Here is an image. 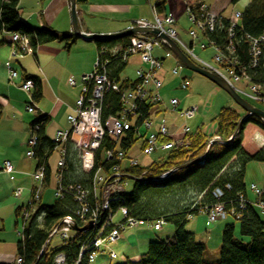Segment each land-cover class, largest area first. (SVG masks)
I'll return each mask as SVG.
<instances>
[{
	"label": "trees",
	"instance_id": "1",
	"mask_svg": "<svg viewBox=\"0 0 264 264\" xmlns=\"http://www.w3.org/2000/svg\"><path fill=\"white\" fill-rule=\"evenodd\" d=\"M18 1L0 0V32L18 31L25 34L29 38L34 57L36 56L35 50L40 45L59 41L62 42L63 49L69 50L75 43L77 37L69 32H59L46 25L40 28L27 25L19 16ZM236 1L231 0L232 3ZM164 3L163 0L157 5L158 12L164 10ZM240 12L241 15L236 20L234 29L233 40L236 47L234 55L240 63L246 66V72L250 76L251 82L263 86L264 51L256 67H247L248 56L244 37L246 34L252 37L262 34L264 30V0H249ZM228 21V18L223 16L222 29L228 24ZM222 36L223 33L217 35L218 44L224 42ZM127 41L128 37L93 41L96 51L99 52L101 48L107 50V56L106 54L105 56L110 61L107 66V75L110 79L120 82L121 87L128 84L125 79L120 77L126 67V62L119 57H111V54L115 52L118 55ZM8 46L10 52V45L8 44ZM11 59L13 57L8 55L6 61L9 60L12 66ZM25 79L31 80L33 84L28 94L25 111L31 104L34 108L31 113H35V102L40 99L41 85L37 77L24 75L23 80ZM1 106L0 102V108ZM151 107L152 105L146 101L142 103V114L137 119V123L149 116ZM119 111L118 94L114 91H107L102 101V117L116 116ZM241 116V112L231 106L219 108L213 122L215 123L214 135L218 136L220 141L212 142L207 151L211 136L207 137L200 132L201 129L196 128L185 134L182 141L183 146L166 151L162 162H153L146 167L136 165L124 168L125 174L136 178V180L133 181L129 193L111 203L112 210L124 206L128 217L149 224L162 220L173 226V232L171 236L164 239L155 238L149 241L146 250L140 253L137 260L126 258L124 262L118 264H264V222L260 216L261 213L251 204L247 203L244 209L239 211L241 215L238 219L230 217L231 222L224 224L221 230L218 257L215 261H210L206 257V245L197 241L194 233L186 229L190 217L200 215L205 207L216 201L212 194L214 188L222 190V201H232V205L237 208L238 196L246 194L244 184L246 164L251 161L264 162V146L253 153H248L242 145L245 125L251 123L264 130V122L250 115L238 127ZM47 123L48 116L34 114L28 126V132L36 137V144L32 148V158L36 161V167L44 163L46 168L40 199L33 200L32 208L29 209V215L25 219L21 217L23 237L18 236L17 254L23 256L24 264H54L53 256L57 253H63L66 256L67 264L72 263V259L77 256L79 247L94 236L92 230L76 232L67 241H62L57 246L50 247L49 243L47 249L40 254L42 245L48 241L47 239L60 220L72 214L77 207L70 194H65L61 199H55L52 204L41 202L42 191L50 182V169L47 161L54 150H57L56 147L59 144L54 138L46 136ZM232 135L234 136L230 141H227ZM137 139L133 127H130L125 130V135L121 137L118 146L128 154V150ZM26 144L28 149V143L26 142ZM109 145L108 140L102 144L106 147ZM65 149L64 182L79 183L85 189H89L93 174L98 164L100 165L102 162H96L92 171H85L81 168V160L70 139L67 140ZM200 157H202L201 160L197 162L179 167ZM103 166L107 169L108 163H104ZM171 169L175 170L167 176L157 179ZM226 185H229V188H226ZM261 199L264 201V194ZM28 207V204H20L14 208V214L17 217L23 209ZM203 216L205 217V215ZM235 223L239 236L246 238V241L234 238ZM96 258L97 256L94 260ZM81 260L79 264H89L94 261H87L86 255ZM0 264L10 263L0 262Z\"/></svg>",
	"mask_w": 264,
	"mask_h": 264
},
{
	"label": "built area",
	"instance_id": "2",
	"mask_svg": "<svg viewBox=\"0 0 264 264\" xmlns=\"http://www.w3.org/2000/svg\"><path fill=\"white\" fill-rule=\"evenodd\" d=\"M161 1L163 0H152L150 2L151 19L134 20L130 27L141 26L157 29L174 41L196 66L219 76L241 97L254 104H260L264 109V96L261 94V88L264 85L261 86L251 82L250 76L246 72V66L240 63L234 55L236 47L233 39L236 21L228 19V24L222 29L223 16L220 12L213 10L203 0H181L184 12L190 22V27L185 32L188 41L185 42L175 30L176 21L173 16L165 12V5H163L164 10L162 12L157 11V5ZM240 15V11L234 12L235 19H238ZM7 33L9 34L10 57L21 56L23 53L32 55V47L29 38L25 34L18 31ZM221 33H223L224 42L218 44V39L216 38ZM244 39L248 56L247 67H256L264 51V30L257 37L246 34ZM164 45V41L158 36L141 32L129 36L127 44L120 50L118 55L115 52L111 54V57H119L126 62V65L129 64L131 57L136 58L132 60L135 61L132 63L136 65L134 70L135 78L133 80L126 77L123 78L128 83L124 87H121L120 82L108 77L106 65L110 61L106 57L107 50L104 48H101L99 52L97 51L91 71L81 74L78 79L70 77L67 81L69 87L77 89V94L74 105L66 114L69 128L67 130H56L55 132L56 136L54 139L59 144L56 147L58 159L55 170L54 196L56 199H61L65 194H70L77 207L72 214L63 217L52 232L58 236L60 241H65L69 238L68 233H70V227L73 224L80 226L91 221V230L94 236L85 244L93 241L95 247L97 246V251L89 256L90 261L94 260L96 254L103 250H106L111 258L115 257V251L111 248V244L121 238L125 229L142 223L149 224L148 222L128 217L124 206H119L114 211L111 208L112 202L119 200L122 196L129 193L132 188L133 180L123 175L124 168L137 165L136 159L126 154V151L118 146L121 137L125 135V130L133 127L135 135L141 139L139 150H142V154L149 155L157 150L165 151L176 147L175 142L167 138L170 134V129L159 112L157 113L156 121L151 119V114L149 113L148 117H144L137 123V119L142 114L141 109L144 101L152 106L160 101L157 90L162 86L163 82L158 75V71L163 65V60L173 58L171 73L175 76L180 73L181 63ZM196 48L200 50L212 49L214 51L211 57L213 63L198 57L195 53ZM156 50L159 53L161 52L160 54L158 53L160 56L154 54ZM5 67L8 80L11 82L17 76V71L11 66L9 60L6 61ZM238 81L244 82L245 89L233 85V82ZM187 85V81L182 77L178 87L186 89ZM32 86V81L28 79L23 80L18 85L20 89L28 94ZM107 91H114L118 94L120 111L116 116L108 115L103 118L102 101ZM178 104V99H169L172 113L185 120L194 117L196 112L195 105L179 108ZM26 109L30 113L34 111L31 104ZM132 120L134 121L133 124H131ZM141 126L144 127V131L140 129ZM188 132H190V129L187 126H183L182 133ZM69 139L72 141L74 150L78 154L82 165L89 171L95 168V159L97 157L101 159L102 164H98L89 189H85L79 183L64 182L65 144ZM105 140H108L110 144L107 147L102 146ZM27 143L26 156L32 158V148L36 144L34 134L29 133ZM87 156H90V159ZM87 159H89V163H86ZM122 161H125L126 165L123 166ZM104 163H108L107 169L103 166ZM45 168V164L42 163L37 166L32 174L36 185L30 188V198L25 203L29 207L21 211L20 215L23 219L29 215L33 200L37 201L40 199ZM0 169L6 173L14 171L11 162L7 159L4 160ZM123 176H125V179ZM164 176L165 173L161 175V177ZM226 188H229V185H226ZM22 192V187H16L13 194L15 197H20ZM212 194L216 201L200 212L205 215L208 224L227 217L238 219L241 215L238 209H244L247 203L254 206L260 213L264 212V201L261 199L264 190L255 187L253 184L248 187L245 195L240 194L238 196L236 200L238 202L237 208L232 205V201L221 200L223 192L220 188H214ZM117 211L122 215V220L115 223L113 222V217ZM162 224V220H157L149 225L159 230ZM18 236L23 237L22 229L18 232ZM81 257L78 256V260L71 264H79ZM54 263L67 264L66 256L63 253H57L54 257ZM12 264H24L23 256L17 255Z\"/></svg>",
	"mask_w": 264,
	"mask_h": 264
},
{
	"label": "rangeland",
	"instance_id": "3",
	"mask_svg": "<svg viewBox=\"0 0 264 264\" xmlns=\"http://www.w3.org/2000/svg\"><path fill=\"white\" fill-rule=\"evenodd\" d=\"M150 1L152 2V0ZM248 1L249 0H237L235 3H232L231 0H203V2L213 10L217 12L221 10L222 15L232 21L237 20L234 17V12L242 11ZM164 5L165 12L173 16L176 21L175 30L180 38L187 42L188 37L185 32L190 27V22L187 14L184 12L182 1L165 0ZM8 40L9 34L4 31L0 32V102L2 105L0 108V166L4 160L8 159L14 169V172L11 174L5 173L2 170L0 171V262L2 263L13 262L17 255L18 232L22 229V218L20 214L16 217L14 208L20 204H25L29 200L30 188L36 184L32 176L36 169V161L34 158H29L25 154L27 150L26 142L29 138V123L33 119L34 114L37 116H48L45 134L51 139L55 138L56 130L68 129L69 124L66 119V114L74 105L76 94L71 90V87L67 85V79L70 77L78 79L80 75H76V72L82 68L88 67L89 69L86 72L91 71L94 59L97 55L94 42L82 38H77L69 50L63 49V44L59 41L44 44L38 49L37 56H35L36 60L33 54L30 55L27 53H23L22 56L19 55L11 59L13 62L12 66L17 70L18 75L12 83H9L5 67V61L9 55ZM89 42L92 44L91 49L85 46H77L78 43L84 44ZM155 53H159V51L156 50ZM195 53L205 61L213 63L211 57L214 51L212 49L206 48L205 50H200L196 48ZM135 59L136 58L133 57L129 59V64L126 65L120 75L121 78L126 77L131 80L135 78L134 70L136 65L132 63L135 62L132 61ZM172 61L173 58H166L162 65L163 68L169 70L172 67ZM57 68H59V73H57ZM51 69L56 72L53 73ZM24 75L37 77L41 85L40 99L38 102H35V113H28L25 111L28 93L18 87ZM165 77L166 82L162 83V86L157 90L160 101L158 104L151 107L150 116L152 120L156 121V110L161 107L162 109L159 114L163 115L162 117L166 120L167 126H173L170 130L175 133L174 138L179 139L176 141L182 143L185 135H181V129L186 124L191 126V123L190 121L172 114L170 111L169 99L175 98L180 100L181 96L186 93H188V96L194 94L202 99L199 104V113L193 121L195 124L193 125V130L199 128L201 129L200 132L205 135L206 132L215 130L213 118L221 106H237L218 86L208 81L205 77L184 67L180 68L178 76L175 77L169 73V75ZM182 77H185L188 82L189 89L186 91L178 87ZM209 85H213L212 88H209ZM233 85L245 89L243 81L233 82ZM218 95L224 97L225 100L223 103L218 99ZM227 102L230 103V105ZM255 104L261 106L258 103ZM133 122L132 120L131 124H133ZM140 129L144 131V127L141 126ZM177 131L179 132L177 133ZM245 131L246 140L243 147L246 152L253 153L264 145V130L258 128L254 130V125L246 124L243 132ZM258 132L259 134L257 135L259 136H253L254 133ZM169 136H172L171 132ZM140 144L141 139L138 138L128 150V155L136 159L137 165L146 167L153 162H162L164 160L165 151L157 150L149 155H145L142 154L141 149L139 150ZM57 159L58 152L54 150L47 161L50 169V182L42 191L41 202L44 204H52L56 199L54 196V187L56 183L55 169ZM122 165H126V162L122 161ZM247 165L244 176L246 190L251 184L264 190V187H259L264 181V162L251 161L248 162ZM81 168L88 171V169L82 165V162ZM125 173L126 172L123 171V175L127 176ZM125 176H123L124 179ZM127 178L131 179L134 177L127 176ZM138 179L141 180L140 178ZM17 186L24 188L20 197H14L13 194V189ZM260 216L264 221V212L261 213ZM120 220H122V215L117 211L113 217V222L118 223ZM228 222H231L230 217L223 220H216L208 224L201 214L192 216L188 219L186 229L194 233V237L197 241L203 242L206 245V257L210 261H215L217 259L218 248L221 242V230L218 231L214 226L221 224V228H223L224 224ZM172 232L173 226L164 222L160 230L150 228L147 223L132 228L129 227L123 231L121 239L111 245L117 257L109 259L106 254L100 253L97 258L89 264H118L124 262L126 258L135 261L139 258L140 253L146 250L149 241L155 238L164 239L171 236ZM234 238L246 241V238L239 236L236 223ZM60 243L61 241L58 236L55 235L50 241V247L57 246Z\"/></svg>",
	"mask_w": 264,
	"mask_h": 264
},
{
	"label": "crops",
	"instance_id": "4",
	"mask_svg": "<svg viewBox=\"0 0 264 264\" xmlns=\"http://www.w3.org/2000/svg\"><path fill=\"white\" fill-rule=\"evenodd\" d=\"M75 10H76V15L78 18L80 29L84 32H89V33L118 32L128 28L130 23H132L134 20L137 19L148 20L151 19L152 16L150 10V0H75ZM219 11L221 12V10ZM18 13L21 20L33 28H40L46 25L59 32L71 33V20H70V10H69L68 0H19ZM40 46H38L35 50L36 56L38 49L41 48ZM77 46L79 47L85 46L90 49L92 48L91 42L84 44L78 43ZM88 69H89L88 67L82 68L76 72V75H81L86 71H88ZM51 71L53 73L56 72L53 71L52 69ZM57 73H59V68H57ZM169 73L172 75L170 69L166 70L163 68V66L158 71V75L162 79L163 83L166 82L165 76H168ZM209 86H210L209 88H212L213 85H209ZM188 89L189 87L187 86V89H185L184 91ZM71 90L75 94H77L76 88L73 89L71 88ZM261 94L264 96V86L261 88ZM218 96H219L218 99L221 100V102L223 103V101L225 100L224 97H222V95H218ZM201 100L202 99L198 98V96L194 94L188 96V93L181 96L179 100V106H181L182 108L188 107V105H195L197 107V113L195 114V117L187 120L190 121L191 126L190 125L189 126L192 127V129H194L193 125H195L193 121L196 119L199 113V108H200L199 104L201 103ZM228 104L230 105V103ZM230 106L239 110V112H241V115L244 114V112L240 110L238 107L232 105ZM161 109L162 108L159 107L156 110L157 113L158 112L160 113ZM157 113L156 115H158ZM172 127L173 126L168 125L169 129H171ZM256 128L260 129L259 127L254 125V130ZM214 131L211 130L210 132H206V135L209 137L214 136ZM178 132L179 131H177V133ZM257 134H259V132L254 133L253 136ZM172 135H175V133H173ZM245 140H246V131L243 132L242 145L245 143ZM263 146L264 145H262L261 147ZM247 164L245 166V169L248 166ZM259 187H264V181L262 182V185H260ZM214 227L218 231L222 230L221 224H218Z\"/></svg>",
	"mask_w": 264,
	"mask_h": 264
},
{
	"label": "water",
	"instance_id": "5",
	"mask_svg": "<svg viewBox=\"0 0 264 264\" xmlns=\"http://www.w3.org/2000/svg\"><path fill=\"white\" fill-rule=\"evenodd\" d=\"M69 1V10H70V20H71V34L76 36L77 38H82L85 40H91V41H96L100 39H106V40H115V39H120L124 38L127 36H130L132 34L136 33H149L152 35L158 36L160 39H162L167 48L172 51V53L180 60L182 65L188 69L191 70L203 77H205L208 81L212 82L216 86H218L220 89H222L233 101L234 103L242 109L244 112V115L240 118L238 127L241 124V122L248 116L252 115L257 118H259L262 122H264V110L260 109L244 98H242L239 94L235 92V90L228 84L226 83L222 78L219 76L211 73L210 71H207L205 69H202L196 65H194L188 57L180 50V48L176 45L174 41L160 33L157 29L151 28V27H141V26H134V27H129L126 29H123L118 32H113V33H89V32H84L80 29L79 23H78V18L76 15V10H75V0H68ZM232 135L227 141H230V139L233 137ZM214 141H219L218 139H211L208 142L206 151L208 150L210 144ZM202 157L195 159L194 161L187 162L179 167H185L191 163L197 162L201 160ZM178 167V168H179ZM171 171L168 172V174ZM157 179H160L158 177ZM92 227V222H88L82 227H78L77 225H72L71 229L77 232L84 231L86 229H90Z\"/></svg>",
	"mask_w": 264,
	"mask_h": 264
},
{
	"label": "bare ground",
	"instance_id": "6",
	"mask_svg": "<svg viewBox=\"0 0 264 264\" xmlns=\"http://www.w3.org/2000/svg\"><path fill=\"white\" fill-rule=\"evenodd\" d=\"M165 43V42H164ZM181 50V49H180ZM182 51V50H181ZM183 52V51H182ZM156 56H160L158 53H154ZM173 54V53H172ZM173 56L180 62V60L173 54ZM163 62H164V60H163ZM109 63V62H108ZM108 63H107V65H106V72H107V66H108ZM194 118V117H193ZM189 120V119H188ZM184 126H187L188 127V129H192L188 124H186V125H184ZM171 132V135L173 134V132L172 131H170ZM186 134V133H185ZM181 135H184V133H181ZM174 136L175 135H172L171 137L170 136H168L167 138H169V139H171L173 142H175V146H176V148H178V147H180V146H183L184 144L183 143H181L180 141H176V140H179L178 138H174ZM215 136V135H214ZM218 140L220 141V139H219V137H218ZM166 151H168V150H165V152ZM89 159H90V156H87ZM89 159H87V161H86V163H89ZM96 162H98V163H101V159L99 158V157H97L96 159ZM95 165H96V163H95ZM238 211H241L240 209H238ZM121 221V220H120ZM90 222V221H89ZM88 223V222H87ZM86 223V224H87ZM73 225H77L78 227H82V226H84V225H78V224H73ZM71 228V227H70ZM90 231L91 230V228L90 229H86V230H84V231ZM126 230V229H125ZM77 231H74V230H72L71 229V231H70V233H68V237L69 238H71L73 235H74V233H76ZM123 235V234H122ZM122 235H121V237H122ZM55 235H54V233L52 232L51 233V235L49 236V238L47 239L48 240V242H44V244L42 245V248H41V251H40V254H42V252H44V250H46L47 249V247L49 246V243H50V241H51V239H52V237H54ZM68 238V239H69ZM67 239V240H68ZM92 239V238H91ZM67 240H65V241H67ZM61 242H62V240H61ZM64 242V241H63ZM96 251H97V246L95 247V243L93 242V241H90L89 243H87V244H83V245H81L80 247H79V249H78V251H77V256H76V258H74V259H72L73 260V262L72 263H74V261L75 260H78L77 259V257L78 256H82L81 257V259L83 258V256H85L86 255V260L87 261H90L89 260V256L90 255H92V254H94V253H96ZM56 255V254H55ZM55 255L53 256V263H54V257H55ZM81 259H79V263L82 261ZM55 264V263H54ZM69 264H71V263H69Z\"/></svg>",
	"mask_w": 264,
	"mask_h": 264
}]
</instances>
